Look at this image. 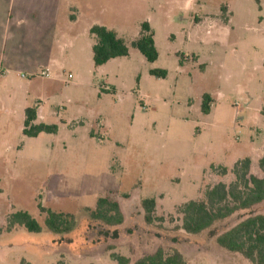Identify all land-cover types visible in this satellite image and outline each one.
Segmentation results:
<instances>
[{
  "label": "rangeland",
  "instance_id": "rangeland-1",
  "mask_svg": "<svg viewBox=\"0 0 264 264\" xmlns=\"http://www.w3.org/2000/svg\"><path fill=\"white\" fill-rule=\"evenodd\" d=\"M74 3L77 21L48 31L16 20L28 16L27 0H0V264H118L113 253L134 264L159 247L181 251L187 264H255L217 237L264 214V201L195 234L182 228L180 210L236 181L234 167L246 157L264 177V0ZM144 21L159 52L153 62L132 45ZM95 24L115 30L129 54L95 65ZM29 106L41 109L36 122L58 131L25 135ZM104 196L119 202L121 223L85 209ZM148 197L156 200L153 222L142 206ZM39 203L74 214L75 227L50 231ZM17 210L43 230L10 224Z\"/></svg>",
  "mask_w": 264,
  "mask_h": 264
},
{
  "label": "trees",
  "instance_id": "trees-1",
  "mask_svg": "<svg viewBox=\"0 0 264 264\" xmlns=\"http://www.w3.org/2000/svg\"><path fill=\"white\" fill-rule=\"evenodd\" d=\"M96 42L93 45V59L95 65H103L110 59L129 54V46L118 33L105 25L95 24L90 28ZM148 61L153 62L159 56L156 47L154 31L148 21L141 25L139 37L132 42ZM151 73L160 77L167 75L166 69L154 68ZM211 95L205 93L202 100V112L210 113ZM264 111V107H263ZM38 107L29 106L25 110L23 133L36 137L41 133H56L58 125L46 122H36ZM260 167L264 171V156L260 159ZM251 159L244 158L234 167L236 181L226 184L219 182L208 188L202 199H191L181 207L183 215L182 228L189 233H200L241 209H250L264 201V177L250 172ZM223 173L227 168H223ZM156 200L153 197L144 198L142 206L145 210V219L148 222L155 220ZM39 209L46 213L45 226L54 233L70 232L76 225V217L72 213L57 212L47 208L42 203ZM95 219H101L108 224H118L124 219L121 206L117 200L109 197H100L94 209L85 208ZM10 224H19L31 232H41L42 224L27 210H17L9 216ZM217 242L222 247L243 254L255 264H264V214L252 213L240 220L230 229L219 234ZM118 264H129V258L113 253ZM134 264H187L186 258L179 250L167 252L162 247L138 258Z\"/></svg>",
  "mask_w": 264,
  "mask_h": 264
},
{
  "label": "crops",
  "instance_id": "crops-1",
  "mask_svg": "<svg viewBox=\"0 0 264 264\" xmlns=\"http://www.w3.org/2000/svg\"><path fill=\"white\" fill-rule=\"evenodd\" d=\"M29 6L28 16L19 12L17 21L23 23L25 20L31 25L50 31L55 28L62 31L69 23L77 21L80 7L74 2L76 0H27ZM61 2V3H60ZM69 22V23H67ZM93 26V25H92ZM90 26V28L92 27ZM89 28V31H90ZM0 76V80H1ZM41 109L38 110V118ZM25 119V118H24ZM23 130V129H22Z\"/></svg>",
  "mask_w": 264,
  "mask_h": 264
},
{
  "label": "built area",
  "instance_id": "built-area-1",
  "mask_svg": "<svg viewBox=\"0 0 264 264\" xmlns=\"http://www.w3.org/2000/svg\"><path fill=\"white\" fill-rule=\"evenodd\" d=\"M45 75H48V73L44 72Z\"/></svg>",
  "mask_w": 264,
  "mask_h": 264
}]
</instances>
